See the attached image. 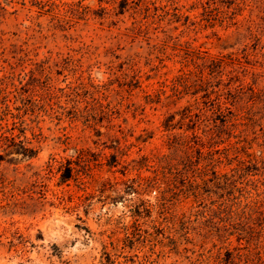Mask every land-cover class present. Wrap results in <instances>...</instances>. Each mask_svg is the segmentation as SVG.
I'll return each mask as SVG.
<instances>
[{"label":"rangeland","instance_id":"374dc122","mask_svg":"<svg viewBox=\"0 0 264 264\" xmlns=\"http://www.w3.org/2000/svg\"><path fill=\"white\" fill-rule=\"evenodd\" d=\"M203 1L0 0V138L33 150L0 143V264H221L234 247L264 264V93L231 126L222 96L170 90L192 49L263 88L264 0ZM224 202L260 206L233 224L251 239Z\"/></svg>","mask_w":264,"mask_h":264},{"label":"trees","instance_id":"16d2710c","mask_svg":"<svg viewBox=\"0 0 264 264\" xmlns=\"http://www.w3.org/2000/svg\"><path fill=\"white\" fill-rule=\"evenodd\" d=\"M198 3L202 7V13L205 12L204 1L198 0ZM222 19H229L228 22L231 21L230 16H228L227 18L224 17ZM205 21L206 25H214V23L210 19H206ZM249 37H254L252 31H249ZM186 53L195 64V67L198 71L195 72L196 74L195 76H193L194 72H192V70H190L189 68L185 69V66L187 64L185 62H182V66L178 69L179 72L171 80L170 90H172L173 92H177V94L182 92L183 90L189 91L190 89L192 93H196L199 91L216 93L223 97L222 110L224 111V123L226 124V122H229L231 126L242 125L243 123L241 121L248 117L246 115L249 114L250 108L247 107L243 113H240V111H234L231 106H235L236 103L243 99L246 94H248V97L251 99L252 97L257 96L260 93H264V87L256 90L252 83H247L245 85L241 84V82L236 83V78L233 74V70H225V65L228 63L226 58L234 59L231 58L230 53L220 55H208L206 51L200 49L188 50ZM236 60L239 61V59L237 58ZM205 70L206 73H204ZM223 75H225V78H223ZM0 91H2L1 86ZM225 128L227 129L229 128V126L226 125ZM239 142H241V139L238 138L236 143ZM0 143L2 149L6 152V154L18 153L21 154L23 157H31V153H33L32 148L25 147L23 144V140L19 138V135L13 134L12 131H9L8 134L2 133ZM232 147V145L223 147L225 159H227V156L231 151ZM244 153L247 157H252L253 155L252 152H248L247 150ZM189 159L190 158H187V161H189ZM241 164H244V159H236L235 167L231 168L230 172H226L223 174L225 177L226 186L231 183L232 177L234 176L233 172L237 170ZM50 166L51 165L48 164V167ZM71 171L72 168H67L63 172H61L59 176V181L64 182L70 179L73 175ZM157 181V178L153 176L149 179L148 185H152ZM232 205V203L228 204L227 202H224L225 218L227 223L232 227H235L233 226L234 221L243 216V214H248L246 217H250L251 213L259 215L262 213L260 206L258 205H255L253 208H248V206L245 205L240 211H233L231 209ZM235 228L237 229V240L244 238L246 241H248L249 239H251V231L249 232V230H245L242 227ZM243 256L244 253L240 251V247H234L233 249H226L224 256L221 258L220 261L221 264H245L241 262Z\"/></svg>","mask_w":264,"mask_h":264}]
</instances>
